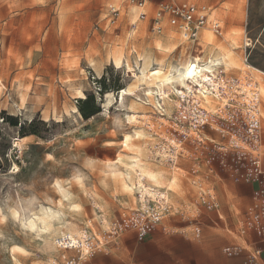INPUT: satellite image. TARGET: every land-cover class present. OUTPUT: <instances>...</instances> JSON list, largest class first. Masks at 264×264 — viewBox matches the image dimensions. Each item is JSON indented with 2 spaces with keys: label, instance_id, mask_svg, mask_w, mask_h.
Wrapping results in <instances>:
<instances>
[{
  "label": "rangeland",
  "instance_id": "obj_1",
  "mask_svg": "<svg viewBox=\"0 0 264 264\" xmlns=\"http://www.w3.org/2000/svg\"><path fill=\"white\" fill-rule=\"evenodd\" d=\"M193 1L220 23L199 44L167 17L159 29L157 3L136 21L140 7L122 0H0V264H63L64 233L90 236L94 254L176 232L261 260L264 0ZM190 56L220 60L214 110L172 93L170 74ZM143 66L162 77L142 80ZM156 85L175 99L170 113Z\"/></svg>",
  "mask_w": 264,
  "mask_h": 264
},
{
  "label": "crops",
  "instance_id": "obj_2",
  "mask_svg": "<svg viewBox=\"0 0 264 264\" xmlns=\"http://www.w3.org/2000/svg\"><path fill=\"white\" fill-rule=\"evenodd\" d=\"M162 1L164 0H151L152 3L157 4ZM179 1L194 2L193 0ZM213 1L205 0L203 2L208 4ZM209 8L212 9L211 6ZM136 21H138L137 18ZM177 235L176 232H169L161 239L127 238L123 242L118 239L109 240L104 245L103 251L91 257L90 264H250V262H254L249 259V255L218 256L216 241L207 244L202 239L186 240L183 237H177ZM259 249L261 260L256 264H264V239L260 243Z\"/></svg>",
  "mask_w": 264,
  "mask_h": 264
},
{
  "label": "built area",
  "instance_id": "obj_3",
  "mask_svg": "<svg viewBox=\"0 0 264 264\" xmlns=\"http://www.w3.org/2000/svg\"><path fill=\"white\" fill-rule=\"evenodd\" d=\"M129 4L140 7L137 20L146 19L148 15L147 5L151 0H124ZM160 8L156 11V22L160 29L162 25L160 21L167 17L168 21L176 26L185 40H190L193 44H199L202 30L210 23L214 30H219L220 23L210 20L209 7H200L194 2L179 1V0H164L160 2ZM111 12L114 15H119L120 7L112 5ZM248 59V56L246 60ZM257 173L262 176L264 184V167L260 154H257ZM262 199L264 201V187L262 189ZM168 209V201L166 198L156 209L149 211L150 220L152 223L162 219L163 214ZM56 247L62 251L63 264H90L89 258L93 252L94 244L90 236H79L70 233H64L55 239ZM69 252H74L70 254Z\"/></svg>",
  "mask_w": 264,
  "mask_h": 264
},
{
  "label": "bare ground",
  "instance_id": "obj_4",
  "mask_svg": "<svg viewBox=\"0 0 264 264\" xmlns=\"http://www.w3.org/2000/svg\"><path fill=\"white\" fill-rule=\"evenodd\" d=\"M225 58L227 60H230V54L226 53ZM219 62H220L219 58H211L209 60H203L202 57L199 56H190L187 61L180 62L175 66L173 73L170 74V79L173 86L172 93L176 95L180 94L182 96H186L187 94H191V93L199 95L202 98V102L205 104V106L210 110H214L216 108L217 101L211 98L210 95L212 94L217 96L216 94L217 92L214 93V91H216V88L213 89L211 85L215 83L212 76L215 75L214 68L217 67ZM114 63L117 66L121 65V62L119 60H115ZM249 67L256 68L253 65H249ZM256 69L260 70L258 68ZM260 71L264 73V71L262 70ZM141 73H142L141 74L142 80L147 79V77H149L150 80L152 77H154L156 80H159L162 77L161 75L163 71L160 68H156L153 71H148L146 67L143 66L141 68ZM156 87H157V92L160 93L162 96V97L160 96V98H162L163 100L162 108L168 113H170L173 109H175V105H176L175 99L171 98L170 93H168L164 88L160 87L159 85H156ZM130 92H134V91H130ZM126 93L127 90L123 88L122 91L120 92V95H125ZM148 94H154V93L149 92ZM78 96L80 98H85L86 94L83 91H79ZM129 142H130L129 137L126 136L125 139L126 145H128ZM140 162L141 159L138 158L137 163ZM147 174L150 175V177L157 182L158 179L156 180V175H154L153 173H147ZM142 175L144 176V174ZM126 187H128L127 184ZM54 216L55 214L53 213L52 210H50L49 213L47 212L46 218L48 217L51 219ZM29 221H30L29 226L31 228H37V225L34 220L31 219Z\"/></svg>",
  "mask_w": 264,
  "mask_h": 264
},
{
  "label": "trees",
  "instance_id": "obj_5",
  "mask_svg": "<svg viewBox=\"0 0 264 264\" xmlns=\"http://www.w3.org/2000/svg\"><path fill=\"white\" fill-rule=\"evenodd\" d=\"M88 99H89V98H87L86 100H83V103H86ZM80 110H81V113L83 114V116H84L85 118H89V117H91L92 115H94V114L97 112V111L94 110V109H91V110H85L84 108H82V106H80Z\"/></svg>",
  "mask_w": 264,
  "mask_h": 264
}]
</instances>
